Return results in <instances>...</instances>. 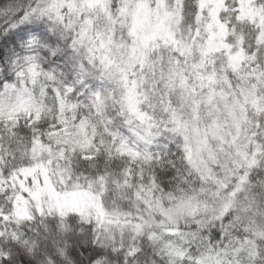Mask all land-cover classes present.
<instances>
[{
  "label": "snow or ice",
  "instance_id": "1",
  "mask_svg": "<svg viewBox=\"0 0 264 264\" xmlns=\"http://www.w3.org/2000/svg\"><path fill=\"white\" fill-rule=\"evenodd\" d=\"M0 264H264V0H0Z\"/></svg>",
  "mask_w": 264,
  "mask_h": 264
}]
</instances>
